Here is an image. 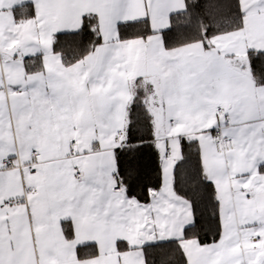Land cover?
Here are the masks:
<instances>
[{"label": "snow or ice", "instance_id": "obj_1", "mask_svg": "<svg viewBox=\"0 0 264 264\" xmlns=\"http://www.w3.org/2000/svg\"><path fill=\"white\" fill-rule=\"evenodd\" d=\"M0 264H264V0H0Z\"/></svg>", "mask_w": 264, "mask_h": 264}, {"label": "trees", "instance_id": "obj_2", "mask_svg": "<svg viewBox=\"0 0 264 264\" xmlns=\"http://www.w3.org/2000/svg\"><path fill=\"white\" fill-rule=\"evenodd\" d=\"M25 9H21V11H24ZM69 41L71 40V38H68ZM146 163L148 165V177L146 178L147 180H151L152 182L155 181V170H156V167H157V162L154 158V154L151 150H149L147 153H146ZM209 235V239H211V235ZM176 259L179 261L180 260V257L179 255L177 254V257Z\"/></svg>", "mask_w": 264, "mask_h": 264}]
</instances>
